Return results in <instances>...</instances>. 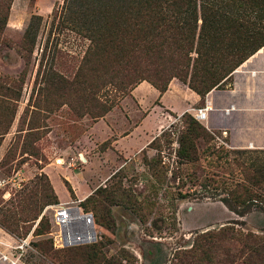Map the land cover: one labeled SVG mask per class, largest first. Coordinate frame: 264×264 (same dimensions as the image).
I'll return each mask as SVG.
<instances>
[{
  "label": "rangeland",
  "instance_id": "374dc122",
  "mask_svg": "<svg viewBox=\"0 0 264 264\" xmlns=\"http://www.w3.org/2000/svg\"><path fill=\"white\" fill-rule=\"evenodd\" d=\"M66 17L64 0H13L0 35V179H11L10 185L0 191V212L18 221L14 233L0 228V238L9 240L7 235L29 238L32 251L24 257L25 264H58L35 246L45 241L49 245L48 240L52 241L49 233L53 231L51 217L56 204L43 196H50L53 189L59 197L57 204L59 200L77 201L87 198L99 187L109 188L121 180L122 188L141 202L140 213L146 219L141 221L133 211L103 200L113 223L106 224L108 217L102 214L100 221L104 224L97 223L98 237L93 244H103L102 252L107 258L124 250L122 264H264L259 254L264 250V205L253 204L248 211L240 210L238 214L231 211L221 201L224 191L220 183H207L208 178L217 180L215 174L222 176L223 173L221 169L209 167L208 157L203 154L207 147L231 151L228 159L238 173V164L251 165L257 156L236 152L264 149H235L229 142L228 131L210 132L199 122L212 139L208 138L207 143L202 138L196 141L197 161L180 163L176 150L185 121L182 115L172 117L168 123L162 121L148 131L153 128L158 114L154 113V108L152 116L134 130L132 137L117 142L123 152L133 154L146 135L156 134L157 147L147 146L136 156L124 158L111 147V137L106 136L105 115L93 119L91 114L114 102L118 110L110 112L109 121L119 133L128 125L120 102L128 98L123 100L122 107L129 119L135 121L139 117L133 108L137 107V101L131 91L122 97L110 85L94 89L95 79L83 69L90 42L65 21ZM31 19L35 25L34 39L30 44H23ZM197 34L198 29L192 51L183 53L185 58L179 65L185 72L176 71L180 75L187 74V82L195 73ZM260 57H264V47L238 66L233 74L237 70L249 73L251 63ZM92 67V63L87 64L88 69ZM154 74L149 67L142 76L151 78ZM140 83L154 88L148 81ZM171 84L185 91L189 89L177 78L169 80L167 89ZM233 84L234 76L229 82H219L218 88L209 92L231 91ZM171 94L167 100L177 102L178 96ZM137 96L143 99V108L159 103V98L153 101L154 92L144 88L137 91ZM204 107L200 102L198 109ZM159 112L165 115V111ZM143 129L148 130L144 133ZM144 157L150 161L159 160L162 170L160 167L154 171L149 169L144 165ZM56 159L64 163L56 165ZM120 169L116 178L109 180ZM65 176L70 178L72 185ZM223 177L227 176L223 174ZM228 178L239 180L237 174ZM203 185L208 187L204 190ZM216 187L218 191L212 190ZM35 190L34 211L29 213L25 209L29 201L23 198H28ZM87 208L84 209H91ZM47 223L48 232L37 235V228L46 232ZM222 226L233 227L235 234L229 232L215 239L201 237L204 232H216Z\"/></svg>",
  "mask_w": 264,
  "mask_h": 264
},
{
  "label": "trees",
  "instance_id": "16d2710c",
  "mask_svg": "<svg viewBox=\"0 0 264 264\" xmlns=\"http://www.w3.org/2000/svg\"><path fill=\"white\" fill-rule=\"evenodd\" d=\"M12 1L0 0V35L7 23ZM64 10L67 12L65 21L90 42L83 59V69L95 79L94 89L110 85L122 97L127 96L140 81H148L162 95L169 80L177 78L204 103L206 94L212 88H218L217 84L223 80L229 82L236 68L264 47V0H200L199 3L197 0H64ZM197 29V57L193 63L195 78L193 74L187 82V74L180 75L176 71L185 72V68H179V65L183 64V53L192 51ZM34 30L31 19L24 32L23 44L33 42ZM88 63H92L93 67L88 69ZM149 67L155 74L144 78L142 75L148 72ZM185 67L188 68V64ZM114 106L112 102L91 116L93 119L101 118ZM182 117L185 125L178 138L176 156L180 163L194 162L198 160L196 141L202 138L207 143L208 138H212L190 114L184 113ZM158 142V138H154L148 147H157ZM254 151L236 152L257 156L251 165L238 164V173L228 159L231 151L223 148L210 150L208 147L203 151L208 157L209 167L221 169L227 176L224 178L223 174L217 173V180L208 178L207 183H220V189L224 191L221 201L237 214L240 210L248 211L253 204L264 205V150ZM143 162L153 171L161 163L146 157ZM120 171L109 180L116 178ZM235 174L239 176L238 181L228 178ZM64 183L67 186V182ZM207 187L201 186L204 190ZM67 189L72 195L71 189ZM212 190L218 191V188ZM36 192L23 198L29 201L25 204L29 213L34 211ZM51 192L50 196L43 197L57 204L53 189ZM103 200L109 205L133 211L141 221L146 219L140 213L141 202L133 193L124 190L119 180L115 186L97 188L81 202L86 210L87 206L91 207L88 211H93L96 226L97 223L103 226L104 222L100 221L102 214L108 217L106 224L113 223ZM17 225L14 216L0 212V228L14 233ZM49 227L47 223L46 232L41 227L37 228L36 234L47 233ZM229 232L235 234L233 227L222 226L216 232H204L201 237L215 239ZM48 243L45 241L35 246L41 254L50 255L58 264H122L124 250L107 258L101 243L55 251H52V241L48 240ZM259 254H262L261 261L264 262V250Z\"/></svg>",
  "mask_w": 264,
  "mask_h": 264
},
{
  "label": "crops",
  "instance_id": "0c3cea01",
  "mask_svg": "<svg viewBox=\"0 0 264 264\" xmlns=\"http://www.w3.org/2000/svg\"><path fill=\"white\" fill-rule=\"evenodd\" d=\"M257 60L251 63V68L249 69L251 71L249 73H240L237 70L233 74V90L209 92L204 98L205 107L208 108V115L207 119L200 123L210 132L215 130L222 132L228 131L229 142L235 149H264V57H260ZM141 88L154 92L155 96L153 101L159 98V103L153 107L143 108V99L137 96V91ZM171 93L178 96L177 102L167 100L168 95H172ZM131 96L137 101V107L131 105L138 111L139 117L135 121H131L127 112H124L122 107L123 100H128V98L125 97L120 102L122 108L121 112L128 122L127 128L124 131L116 133L113 123L109 121L110 112L114 109L118 110V107L112 108V110L105 115V123L108 129L106 136L107 138L111 137V147L126 159H130L146 149L151 140L156 137V134L153 136L146 135L140 145L134 150L133 154H128L126 151L123 152V150L118 147L117 140L132 137L134 130L142 125L145 119L152 116L151 111L154 108H156L154 109V113L158 112V114L153 128L150 130L143 129L144 133L146 130H154L162 121L168 123L170 121L169 119H172V117H180L184 113H189L194 116L195 110L198 109L201 102V98L192 90L188 89V91H185L175 84H171L166 92L160 95L155 88L149 89L146 87V84L140 83L131 90ZM155 106H158V108ZM147 109H150L149 112L140 120L139 118L142 117V114L147 111ZM161 110L165 111V115H160L159 111ZM65 178L72 185L70 178L67 176H65ZM74 187L75 186H72L76 192ZM57 198L59 197L57 196ZM84 199L85 197L78 200ZM59 201L60 203L68 202L66 200Z\"/></svg>",
  "mask_w": 264,
  "mask_h": 264
},
{
  "label": "built area",
  "instance_id": "2783aa9c",
  "mask_svg": "<svg viewBox=\"0 0 264 264\" xmlns=\"http://www.w3.org/2000/svg\"><path fill=\"white\" fill-rule=\"evenodd\" d=\"M208 108L195 110L194 119L198 122L205 121ZM62 159H56V165H62ZM11 183V179H0V191ZM83 200L68 201L56 204L53 207L51 226L53 231L49 233L53 248L56 250L87 246L97 241L98 232L92 212L81 207ZM9 240L0 238V263L25 264L23 259L32 251L29 238L19 239L7 235Z\"/></svg>",
  "mask_w": 264,
  "mask_h": 264
},
{
  "label": "bare ground",
  "instance_id": "6f19581e",
  "mask_svg": "<svg viewBox=\"0 0 264 264\" xmlns=\"http://www.w3.org/2000/svg\"><path fill=\"white\" fill-rule=\"evenodd\" d=\"M254 74V73H253Z\"/></svg>",
  "mask_w": 264,
  "mask_h": 264
}]
</instances>
